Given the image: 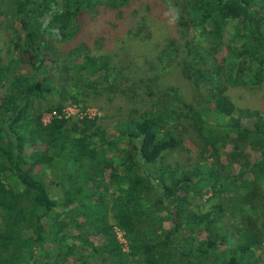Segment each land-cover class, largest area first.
I'll list each match as a JSON object with an SVG mask.
<instances>
[{
  "label": "trees",
  "instance_id": "16d2710c",
  "mask_svg": "<svg viewBox=\"0 0 264 264\" xmlns=\"http://www.w3.org/2000/svg\"><path fill=\"white\" fill-rule=\"evenodd\" d=\"M179 1L170 18L166 0H148L151 15L171 28L154 60L180 69L195 88L193 101L148 75L141 78L146 109L123 103L71 122L65 101L86 107L87 87L102 71L108 76L93 100L106 93L138 99L122 79L137 80L116 75L110 55L89 46L119 27L132 0H0V264H61L73 254L79 264L100 256L109 264H264V108L231 93L264 86V0ZM90 23L103 33L90 32ZM52 38L72 48L61 52ZM55 95L61 101L48 111L57 114L45 123L35 99ZM189 130L204 142L197 165L158 166ZM247 148L260 152L256 159ZM48 171L64 196L51 195ZM206 188L212 196L202 210L192 198ZM234 199L240 218L228 223Z\"/></svg>",
  "mask_w": 264,
  "mask_h": 264
},
{
  "label": "rangeland",
  "instance_id": "374dc122",
  "mask_svg": "<svg viewBox=\"0 0 264 264\" xmlns=\"http://www.w3.org/2000/svg\"><path fill=\"white\" fill-rule=\"evenodd\" d=\"M162 2L163 0H158ZM165 1V0H164ZM179 0H166L164 5H168L169 17L173 18L176 16V9L181 4ZM164 3V2H163ZM148 0H132V3L129 7L124 8V14L122 18H119L120 25L119 27L112 26V28H108V30L104 33L105 38L93 41L89 44L91 50L94 53H104L110 55L112 60L114 61L115 67L117 70L115 71L116 75L125 76L126 78H132L137 80L135 85L131 84L129 80L124 79L123 81L126 87H130L132 90V95L137 94V100H124L123 98H107L108 93L102 94L99 100H93L94 93L99 89L98 81H104V78L108 76L109 70L102 71L100 76L93 78V82L95 85L87 87L89 93L92 94L88 105L86 107H82L80 103L77 101L67 100L65 101V112L70 119L71 122L79 121L85 114L89 115H98L103 114L110 110L111 106H119L121 107L124 104L125 108L129 106H136L139 108L146 109L150 105V100L147 98V87L143 81H141L144 76H153L154 74H159L160 81L163 84H173L177 86L183 92V96L186 97L188 101H193L195 88L191 84V82L186 79L182 74L179 68L170 67L167 63L166 65L160 64V62L155 61L156 54H159L158 47L161 43L165 42L166 38H170V25L167 21L154 18L151 14V9L148 8ZM12 14V13H11ZM13 26L12 28L15 31L20 32L21 26L17 18H13ZM140 23L142 24V29H139ZM116 27V28H115ZM107 29V26H105ZM115 28V29H113ZM90 32H95L101 35L102 28L100 24H89ZM111 31V35H110ZM133 32L131 35L130 32ZM133 37L132 40H129L128 37ZM125 39V41L123 40ZM50 43L55 46L61 52H67L72 48L71 44L61 42L59 39L52 38ZM140 45L142 48L138 49L136 45ZM2 54L6 57V59H11V54L8 49V45H2ZM25 69L28 72H31L29 66H25ZM138 83L139 86L136 84ZM234 96L235 100L241 104L246 106H251L255 108H264V86L256 87L254 89H233L231 92ZM148 100V102L146 100ZM108 100L111 102H108ZM61 101L60 96H49L46 99L37 98L35 99V106L43 113V120L49 119L48 107H51L54 104H57ZM111 111V110H110ZM250 124V123H249ZM186 143L183 147L177 149L174 152L168 154L164 163L158 164L160 165H171V166H185L187 168H193L197 165V159L203 150L204 142L200 139L197 134H193L190 130L187 132ZM107 135L111 137L114 135V130L109 128L107 131ZM121 146L123 144L121 143ZM221 146V145H220ZM231 145H227L226 147L221 146V151L226 149V152L231 151ZM248 153L253 154L252 158L256 159L259 151L252 150L251 148H247ZM115 152V151H113ZM114 155V153L112 154ZM43 168L46 169V166H39L38 169ZM236 168V167H235ZM234 172H237L235 169ZM47 185L51 192V195L54 197L64 196V189L60 182L56 179L54 175L47 172ZM206 192L203 193L202 197H193L192 202L196 205H201L202 210H205L206 199L212 196V192L206 188ZM98 197H96L97 199ZM202 200V201H201ZM217 199L213 200L216 201ZM254 201L259 203V199L255 196ZM264 203V201H263ZM231 207L235 209L234 212H228L226 217V222L233 223L238 217L240 218V211L236 208V206H241L242 203L237 200H233L230 202ZM249 205V203L247 204ZM197 208V207H196ZM231 208V209H232ZM199 210V209H198ZM201 210V209H200ZM230 211V209H229ZM232 215V217H231ZM234 216V217H233ZM1 218H0V226H1ZM108 232V231H107ZM115 239L120 240L121 235L118 233L116 226H114ZM99 246H103L107 244V240L104 236H100L96 238ZM53 244L48 242L46 244L45 256L47 261H53L56 257V251L52 249ZM52 249V250H50ZM104 249V248H103ZM50 251V252H49ZM79 256L76 254L70 256H63L61 258V264H79ZM110 261H106L102 256L97 257L96 259H91L87 264H109ZM42 264H47L46 261Z\"/></svg>",
  "mask_w": 264,
  "mask_h": 264
},
{
  "label": "built area",
  "instance_id": "2783aa9c",
  "mask_svg": "<svg viewBox=\"0 0 264 264\" xmlns=\"http://www.w3.org/2000/svg\"><path fill=\"white\" fill-rule=\"evenodd\" d=\"M64 111H65V110H64ZM55 114H57L56 111L49 112V119H48V120H45L44 122H45V123H48V122L50 121V118H51L53 115H55ZM65 115H66V117H68L67 114H66V112H65ZM85 115H89V114H85ZM89 116H95V115H89ZM116 228H117V227H116ZM117 231H118V233L121 235L120 242L123 244V245H122L123 248H124L125 250H128L127 242H126V239H125V237H124V235H123V232H122L120 229H118V228H117Z\"/></svg>",
  "mask_w": 264,
  "mask_h": 264
}]
</instances>
